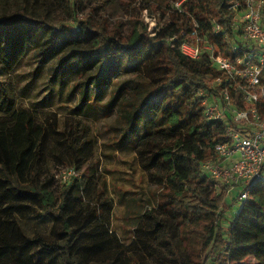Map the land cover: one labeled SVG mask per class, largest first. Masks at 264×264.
Masks as SVG:
<instances>
[{
    "label": "trees",
    "instance_id": "16d2710c",
    "mask_svg": "<svg viewBox=\"0 0 264 264\" xmlns=\"http://www.w3.org/2000/svg\"><path fill=\"white\" fill-rule=\"evenodd\" d=\"M234 1L242 0H168V17L162 9L151 30L141 21L126 35L83 26V20L54 26L45 19H25L19 14L0 19V63L7 68L34 44L40 55L54 58V78H78V108L88 99L102 100L109 89L104 106L117 107L123 136H132L131 130L153 115L156 128L164 134L162 141H148L150 163L159 166L155 173L161 189L158 206L179 227L197 226L205 236L206 251L194 257L198 263L202 255L201 264H264V181L253 183L225 225L230 208L226 188L218 187L202 171L203 161L215 157L214 144L228 139L229 124V118L207 119L202 100L222 97L226 87L233 108L242 109L241 88L257 91L260 87L228 77L204 48L211 44L226 56L244 49L240 30L233 27L236 9L230 4ZM183 41L199 45L198 58L180 51ZM235 43L238 46L232 49ZM125 70L134 71V77L121 82L119 74ZM216 77L222 80L219 85L214 83ZM259 102L264 104V96ZM0 106L7 111L14 107L1 81ZM259 110L264 112V106ZM9 116L0 118V264H40L55 256L62 264H85L88 254L101 250L105 241L101 207L76 196L82 176L60 182L56 173L66 166L78 170L91 153L89 140L52 124L47 127L23 109ZM47 135L61 137L57 139L61 152L53 154L65 166L54 173L43 164ZM55 182L60 185L57 194ZM146 213L151 214V209ZM33 215L50 217L58 237L27 235L20 221ZM157 225L175 263L183 264L169 226L159 221ZM95 236L102 239L85 241Z\"/></svg>",
    "mask_w": 264,
    "mask_h": 264
},
{
    "label": "rangeland",
    "instance_id": "374dc122",
    "mask_svg": "<svg viewBox=\"0 0 264 264\" xmlns=\"http://www.w3.org/2000/svg\"><path fill=\"white\" fill-rule=\"evenodd\" d=\"M167 1L0 0V19L19 14L25 19H45L54 26L60 22L83 20V26L126 35L141 21L151 30L162 9L167 10L165 17H168L171 10ZM32 45L11 68L0 63V81L14 100L11 111L0 106V118L9 119L14 110L23 109L47 127L52 124L59 130L77 133L80 140H89L91 153L78 167L82 180L76 196L82 197V201L99 204L100 219L105 223L106 232L102 249L88 254L85 264H176L158 221L169 226L183 264H201L202 255L198 263L194 262V257L206 251L205 236L199 233L197 226L179 227L176 220L158 206L161 189L155 173L159 166L150 163L152 152L148 151V141H162L164 134L156 128L153 115L149 114L145 122L136 125L131 130L132 136H123V122L117 107L104 106L109 89L102 100L88 99L78 108V78H54L51 72L54 58L43 57ZM133 72L121 71V82L132 79ZM143 123H146L147 132L142 128ZM57 139L61 140V137L47 135L44 138L46 155L43 164L47 163L53 173L58 167L65 166L53 154L61 152L62 144ZM53 189L57 194L60 185L55 182ZM239 208V202L230 205L225 225ZM148 209H151L149 215ZM20 223L29 236L58 237L50 217L33 215ZM101 239L95 236L85 241ZM248 257L254 259L252 254ZM62 263L60 257L55 256L43 259L40 264Z\"/></svg>",
    "mask_w": 264,
    "mask_h": 264
},
{
    "label": "built area",
    "instance_id": "2783aa9c",
    "mask_svg": "<svg viewBox=\"0 0 264 264\" xmlns=\"http://www.w3.org/2000/svg\"><path fill=\"white\" fill-rule=\"evenodd\" d=\"M179 2H175L178 5ZM230 7L236 9L233 27L239 29V40L244 49L233 56L223 55L219 48L206 44L210 59L228 77L242 78L250 86L259 85L257 91L242 87L245 108H233L226 87L222 97L204 98V114L207 119H228V139L214 144L215 157L202 163V171L225 186L226 202L230 205L246 199L254 182L264 181V112L259 109V97L264 96V0L234 1ZM198 40V39H196ZM235 43L232 49L237 48ZM180 51L198 58L199 45L183 41ZM221 78L214 79L215 84ZM56 177L64 182L71 177L80 178L73 166L59 169Z\"/></svg>",
    "mask_w": 264,
    "mask_h": 264
}]
</instances>
